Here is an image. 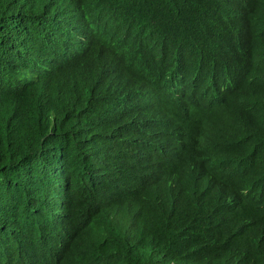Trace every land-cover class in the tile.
Returning <instances> with one entry per match:
<instances>
[{
    "label": "clouds",
    "instance_id": "9594fccd",
    "mask_svg": "<svg viewBox=\"0 0 264 264\" xmlns=\"http://www.w3.org/2000/svg\"><path fill=\"white\" fill-rule=\"evenodd\" d=\"M48 1L54 2L50 18L29 14L24 21L23 16L13 19L7 24L11 37L0 30V64L12 79V84L4 81L2 92L13 96L20 92L19 101L36 103L37 118L47 123L46 136L58 138L60 123L54 116L61 103L71 97L74 77L66 71L78 55L87 56V45L96 28L91 18L93 7L80 0ZM10 3L11 0H0V7ZM251 3L210 0L190 13L191 27L179 23L176 67L167 65L149 71L145 66H135L145 70L147 79L136 99H125L129 102L124 107L132 132L128 133V148L119 154L125 157L119 168L130 160L135 173L127 174L125 180L117 176L115 191L96 190L91 185L96 180L94 176L87 186L91 191L87 202L93 209L104 218L111 214L123 218L116 229L109 228L105 238L90 232L82 239L85 243L90 239L107 241L112 252L106 264H223L216 254H203L189 244L201 233L199 227L212 223L220 212L226 217L225 227L237 224L235 208L239 204L232 197L215 203L213 184L231 191L235 188L233 194L240 203L264 204V179L258 183L254 177L238 181L241 164L234 158L237 155L249 163L254 154L257 158L264 156L262 110L253 119L246 115L254 126L245 134L217 145L209 143L227 131L233 113L245 115L238 111L242 105L264 110V95L255 89L256 69L260 74L264 72V59L261 57L257 66L252 63L259 34L244 27ZM98 19L106 27L125 32L108 19L106 12L99 11ZM55 21L60 24H49ZM185 97L190 98L189 103L180 100ZM193 118L201 126L200 132L193 128ZM37 149V164L34 161L30 168L42 176L56 174L54 179L60 181L50 188L51 193L42 203L61 240L72 246L76 230L86 219L92 220V214L83 204L76 223L55 222L69 213L73 193L67 188L72 189L74 182L71 173L52 165L53 157L59 156L54 155L51 146ZM197 162L203 164L208 178ZM228 171L235 177L233 188L228 185ZM105 198L112 202L101 203ZM141 230L143 234L155 230L164 240L142 247ZM11 238H15L17 249L11 254L5 248L1 250L0 264H51L49 255L36 248L26 233L18 230Z\"/></svg>",
    "mask_w": 264,
    "mask_h": 264
},
{
    "label": "trees",
    "instance_id": "16d2710c",
    "mask_svg": "<svg viewBox=\"0 0 264 264\" xmlns=\"http://www.w3.org/2000/svg\"><path fill=\"white\" fill-rule=\"evenodd\" d=\"M80 1L93 7L91 18L96 29L87 45V56L82 58L78 55L71 63L73 66L66 71L74 77L70 86L71 97L61 103L54 116V120L60 123L58 138L46 136L47 123L37 118L36 103L19 101L22 98L20 92L14 96L2 92L5 90L2 87L4 81L12 84V79L3 71L4 64H0V251L4 248L10 254L16 251L15 238L11 237L20 230L35 241L36 248L49 255L51 264H56L57 260L60 264L107 263L112 251L105 239L98 242L90 239L87 243L82 239L90 232L105 238L109 228L116 229L123 218L114 214L104 218L93 209L87 202L91 200L87 186L94 176L96 180L91 185L96 190L115 191L118 189V177L125 180L127 174L135 173L130 160L119 168L125 160L119 154L128 148V133L132 132L129 113L124 107L129 102L125 99H136L142 82L147 79L145 70L135 66H145L149 71L167 65L176 67L179 23L182 22L186 28L191 27L190 13L210 0ZM249 1L252 5L244 16V27L259 34L255 54L252 55V63L257 66L260 58L264 59V0ZM53 10V1L11 0L9 6L0 7V30L11 37L7 25L11 20L23 16L24 21L29 14L50 18ZM99 11L106 12L108 19L119 24L125 32L104 26L98 19ZM256 75L255 89L264 95V72L260 74L256 69ZM252 97L254 100L253 92ZM180 100L189 103L190 98ZM261 110L264 113L261 108L242 105L238 111L245 115L233 113L227 131L211 138L209 143L217 145L229 137L245 134L249 127L254 126L247 116L253 119ZM192 126L200 132L201 126L195 118ZM107 136L110 138H105ZM42 145L51 146L54 155L59 156L57 159L53 157L52 165L57 170H65L66 174L71 173L74 182L72 189L67 188L73 193V201L68 203L69 213L61 215L55 222L60 224L72 220L76 223L83 204L92 214V220L86 219L76 230L72 246L61 240L59 230L53 228L51 216L42 203L51 193L50 188L60 181L54 179L56 174L42 176L30 168L34 163L36 166L37 148ZM234 158L241 164L238 181L254 177L258 183L264 179V156L257 158L254 154L249 163L240 156L235 155ZM196 166L208 178L203 164L197 162ZM102 172L106 173L102 175ZM228 174V185L233 188L235 177L232 171ZM234 191L235 188L231 191L213 184L215 203L232 197L239 204L235 208L236 226L225 227L226 217L220 212L212 223L199 227L201 233L195 235L189 244L203 254H216L223 264H264V204L240 203ZM100 202L112 201L105 198ZM162 240L157 231L150 230L142 235L141 246L148 247Z\"/></svg>",
    "mask_w": 264,
    "mask_h": 264
},
{
    "label": "bare ground",
    "instance_id": "6f19581e",
    "mask_svg": "<svg viewBox=\"0 0 264 264\" xmlns=\"http://www.w3.org/2000/svg\"><path fill=\"white\" fill-rule=\"evenodd\" d=\"M250 168V167H249ZM249 170V169H248ZM245 172V171H244ZM249 175V174H248Z\"/></svg>",
    "mask_w": 264,
    "mask_h": 264
}]
</instances>
